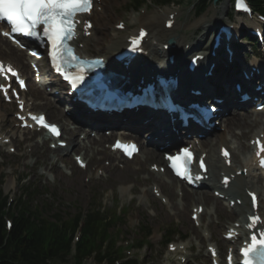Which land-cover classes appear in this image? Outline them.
<instances>
[{
    "label": "rangeland",
    "instance_id": "obj_1",
    "mask_svg": "<svg viewBox=\"0 0 264 264\" xmlns=\"http://www.w3.org/2000/svg\"><path fill=\"white\" fill-rule=\"evenodd\" d=\"M117 2L118 10H114L112 6L109 8V10H112L113 16V19L108 23V36L110 39L115 38L118 35L113 31L116 22L120 20H128L131 23L135 16L144 15L151 11L164 13L170 8L174 9L179 6L183 16L179 17V26L177 30L179 33H183L188 29L187 32L190 35L197 26L196 22L204 21L206 19L207 23H205L206 25L201 29L203 34L206 32L205 27L214 24V22L220 19H222V21H228V13L231 10V3L230 1L228 2V0H222L217 4H211L200 16L195 14V0H183L180 5L175 4L164 7L154 6L150 3L148 4V1L147 7L138 12L132 10L129 5L130 0H118ZM99 4L100 9H97V7L95 9L99 15L97 16V19L93 18L95 25L97 21L103 17V8L100 0ZM231 20H236V18L233 17ZM240 20V18L237 19L239 22ZM93 32L94 34L89 37L91 40L89 44H87L89 54L99 53L98 47L94 43L98 34H96L95 31ZM200 36L201 35H198L197 38ZM83 45L85 48V44ZM248 47L249 45H245V48L241 49L242 51L240 55L242 54L244 56L245 50H249ZM249 54H251V51ZM262 55L264 54L262 53ZM0 58L4 60L5 57ZM144 69V65L140 66L141 71H144ZM43 79L46 80L47 77L43 76ZM47 96L50 97L51 95L48 94ZM30 100L31 98H28V107L32 110L41 111V109L44 108L43 103L38 101L40 103L39 105H37V103L32 104ZM15 110V105L0 102V128L2 129V133L7 138H9L12 133L14 135L11 143L7 145L15 149L14 153L10 152L9 148H0L1 188L5 193L10 194V197H17V195L21 193V184L25 182L26 185H36L37 193L34 194V205L40 206L45 204L46 209L49 206H52L53 212L57 211L65 213L66 217L78 213L83 217H86L87 212L92 209L91 206L101 208L105 213H116L119 208L124 207L125 214L122 215V219L118 223V232L121 234L116 233V231L115 233L112 232V234L115 239H119L122 242H124V239L133 242L137 237V230L139 229L140 231V225L143 227H151L152 234L148 239L150 248H145L146 251L139 252L137 250H131L130 252H126V255H129L131 258L139 257L140 259H147L149 264H177L176 257L180 254H188L187 264H193L195 261L201 263L206 261L209 262V259L206 260L208 258V245H222L224 240L222 234L227 228H223L222 226L220 229L219 221L220 219H225L222 211L228 212L229 210L223 204H219L218 212L212 204H209L203 214L200 224L198 225L191 219L192 209H194L196 201H192L186 206L184 205L181 196L176 193V198L172 201V204L174 202V206H172L168 198L169 188H172L171 186L164 190V195H161L160 188L153 190L156 186L158 187L157 182L151 180L143 182L136 181L133 175L122 181H116L114 184H110L106 178L103 177L106 173L100 175L95 169H79L73 159V155L70 156L69 154V162L65 161V156L63 154H57L58 156L56 155L52 161L47 160V162L43 163L41 160H38L40 156L37 158V156L30 154L32 145L37 140L42 139V136L39 133L31 135V131H26V133L17 132L18 129L14 126L15 119L12 114ZM60 112L64 115L62 109ZM238 113L248 114L245 111ZM256 117V115L252 116L253 119ZM49 118L51 119L52 117L49 116ZM261 118L264 121V117ZM59 123L63 124L61 121ZM262 127H264V124L261 128ZM243 132L244 130L242 128L235 127L234 135H232L227 129H225L223 124L221 129L216 133L226 135L229 144L234 145L235 147L237 145L240 147L241 144L242 148L239 149L241 153H243V150H248V140L251 136H248L249 130H247L245 138H242ZM66 137L68 136L66 135ZM215 143L216 146L214 151L217 153L219 150V144L217 141H215ZM53 145H55V143L45 142L44 146L42 145L40 148H49L50 150ZM144 147L145 146H143V148ZM243 147L245 149H243ZM172 148H175V145H172L171 149L168 151H172ZM85 156L89 157L86 154ZM97 158H99V156ZM100 158L102 165H104L105 162L107 164L111 162L112 166L110 167H113L114 165L126 166V163H129L131 169H138L141 166H144L146 171H150L151 166L154 165V163L159 162L150 158L146 159L145 155L142 153L133 161L123 160L118 156L113 157L110 155H103L100 156ZM54 168L55 170H58L59 175ZM77 172L79 173L77 174ZM139 176L140 178H147L148 174L144 172L140 173ZM111 179H113V175L109 178V180ZM167 180L169 181L168 176H163L160 179V181ZM253 180L256 181L255 178H253ZM9 182L13 184L9 185ZM255 188L260 191L261 200L264 202V180L262 181V184H255ZM158 190V194H155ZM208 191L211 194V189ZM223 202L227 205V201ZM171 226L177 227L181 234V236L176 235L173 238V241L177 242L175 243V247L177 248L176 252H170L168 250L169 247L167 248L163 245V234L166 230L171 228ZM184 236L187 238L184 239V241H181ZM121 244L125 245V243ZM62 264H73V260L72 258H69ZM86 264L96 263L93 259H90Z\"/></svg>",
    "mask_w": 264,
    "mask_h": 264
},
{
    "label": "bare ground",
    "instance_id": "obj_2",
    "mask_svg": "<svg viewBox=\"0 0 264 264\" xmlns=\"http://www.w3.org/2000/svg\"><path fill=\"white\" fill-rule=\"evenodd\" d=\"M118 0H103V4H104V12L105 15L103 14V17L100 20H96L97 23L95 26H93L92 30H94L96 32V34H98V37H96V40L94 41V43L97 45L98 47V51H99V56L104 57L105 59H107V64L108 67L111 68V61L113 60L112 57L113 55L118 52L119 50H121L124 46H125V37L122 36H118L116 40H110L109 36H108V23L110 20L113 19L112 16V10H109V8H112L114 10H118L119 8L117 7V2ZM229 2V1H228ZM170 14L174 15L175 18V10H172V8H170L169 10H167V12L164 13H159V12H148L147 14H145L144 16H139L137 18L133 19V23H131V25H127V35H130L133 33L134 29L133 26L134 25H138L139 28H145L148 30L149 35H148V40L147 42L144 43V47L146 48V50L148 51V53H150V57L153 60H148V61H154L156 62V64L158 65V67L160 68V71H166L168 70V68L172 69L174 72H176V77L178 78V84L179 87L182 88L183 90L186 89V87H201L202 90H206L207 91H212L211 87V78L207 75L203 76V81L202 80H197L198 83H195L193 81V79H191L192 77H190V74L186 72L187 68L185 66V61L187 58L190 57L192 52H195L196 54H204L205 56L207 55V53H205V49H207L208 47H204V49H201V47H203L204 43L206 42V40L212 39V34L214 33V28L216 22H214V24L205 27L206 32L202 34L201 29L204 28V26L206 25L205 23H207L206 19L204 21H199L196 22L197 26L195 27V32H193L192 34H188L186 35V32H183L180 35H176L174 37V44L176 45L175 49H164L163 48V44L167 43V38L170 37L167 34L169 33L168 30H175L177 33V29L178 26H176V23L173 25V27L171 29L166 28L165 26V22L170 18ZM177 16H179V13L177 14ZM95 18L97 17V12H95L94 10L92 11V14L90 15V18ZM118 24V22H117ZM199 24V25H198ZM114 33L116 34V30H113ZM179 34V33H178ZM198 35H201L199 38ZM80 41H85V46L86 48L84 50L78 49V51H80L81 53H86V55L88 56H93L91 54H89V49L87 48V44H89L90 39H87L86 37H83V31L81 32L80 36H79ZM201 39V40H200ZM188 40V41H187ZM192 40H195L196 42L193 43L192 45L190 44ZM187 41V42H186ZM77 44V43H76ZM183 44V45H182ZM190 44V48L186 49V45ZM222 44L223 42L220 43L219 47L215 49V51L217 52H222ZM209 49H211V46L209 47ZM172 53V54H171ZM169 55V56H168ZM0 57H5V58H9L11 60H13V62L15 63V65L17 67L20 68V70L22 72H24L26 75H28L29 71H28V67L27 64L25 63V55L18 49H15L12 47V45H10V43H8L4 38L0 37ZM159 57H161L163 60H157ZM169 57H172V62L169 60ZM4 58V59H5ZM225 60H227L226 57H223ZM1 60V58H0ZM216 59H211L208 56L205 57V59H203L200 62V67L202 70V73L204 70H208L210 68V62L215 61ZM114 63V62H113ZM138 63V57L131 63L133 66L137 65ZM182 64V65H181ZM252 65L256 66L254 63H252ZM242 67L244 69H247V66L245 64L242 65ZM177 68H178V72H177ZM131 70V68H128L127 70H121L122 75L126 78L127 76L129 77V71ZM214 71V70H213ZM233 72H236V70L234 69ZM263 75H264V67L262 66V71L260 73V76H257L255 73L252 76V79H250L248 82L245 81L241 76H236V77H225L224 79H222V77H220V79H222V83H224V88L227 90V92H225V95H221V97L225 100L224 104L221 106L223 113L224 114H228V119L226 120L227 124H226V128L228 129L229 133H231L232 135H234V128L238 127V128H242L244 130L242 138H245L246 136V132L247 130H249L248 136L249 134L253 133V135H258L257 133L260 131L256 130L255 128L259 126V122L262 123V118L264 115V111L262 113H259L258 111H255L256 114H253L255 112H252V114H241L238 112H235L232 110V105L233 103H237V100L235 99L236 96V90L233 89V84L235 81H239V82H243V83H247L249 84V90L251 91V93L254 96H259V92H256L253 87L251 86L252 83H254L256 80H260L262 81L263 79ZM30 93H34L36 98H41L44 100L45 98V91H41L39 90L35 84L31 85V90ZM191 98L192 95H190ZM48 101L45 102L46 105L44 108H42L43 111H47L49 113V115L52 117V120L54 122L57 121H61L63 123V129H64V133L69 135L70 137V142H69V147H73V150H84V154L90 156L89 158V163L87 164L89 169H96V167H101V161L96 158V155H106L107 153L112 156H115L117 153L112 152L111 150H106L104 143L107 140L106 138H98V139H90L88 138L89 141V145H83L80 144L78 142H76L75 140V136L78 134V132L76 130H70L68 128V123L69 120L65 119L66 117L64 115H62L60 113V109L59 107H57L55 105V103L53 101H51L49 98H47ZM202 100L204 98H201ZM252 103L248 102L246 104H244V107H248L249 109H242L245 112H250L251 111V107ZM87 111V110H86ZM241 112V111H239ZM253 115H256L257 117L255 119L252 118ZM107 125H109V123H106ZM141 124V123H140ZM153 127V123L147 122V123H142V128L146 129V132H149V134L154 133V129ZM141 128V129H142ZM216 129V127L212 128L210 132H205L206 136L204 138V140L201 141V148L199 149V153L202 152H206L207 153V162L209 163L210 166V170L208 171L207 174H209L210 172V178H211V182L213 181L215 184V190L220 191V193H222L223 191L220 190V188L222 187L221 183H220V174H218V172H224L226 175L231 176L230 174L234 175L233 178H231V182H230V190H233L239 194H243V190L245 188L244 185H247V187H254L255 188V184H262V181L264 180V177L262 178L258 176V173L256 172H252L251 167L253 162H251V158L249 159V157L246 156H239L237 155V153L235 152V149L232 148V159L236 160L238 162V167L237 169L241 170L244 168H248L249 170V175L247 176L248 179H246L247 177L244 176H240L238 177V175H236V170L233 168H228L225 164H224V159L220 157L219 153H215V146L216 143L215 141H217L218 143L220 142V145L223 146H227L230 150H231V146L228 144V139L226 137V135L224 134H220V133H213L211 134V132H213ZM25 132V131H24ZM146 134L145 136L149 135ZM260 134V133H259ZM142 135V134H140ZM176 137V136H175ZM146 142V140H144ZM167 142L171 143L170 145H172V137L170 136H162L160 138V140L158 141V143H155L154 146L152 147H157L156 149L151 148H144L145 153H147V157L159 162H164L163 161V154H161L160 152V148L159 147H163L166 146ZM241 146V144H240ZM69 147L66 149H62V148H56L54 150H49V149H41L39 147V144H33L32 145V149L30 151V154L35 155V156H40L39 160H41L43 163L47 162V160L52 161L53 158L55 157V155L62 153V154H67L69 152ZM159 148V149H158ZM238 148V145H237ZM240 148V147H239ZM243 149H245L243 147ZM72 150V151H73ZM51 155V158H50ZM95 157V158H94ZM66 160L68 161L69 158L67 157ZM92 162V163H91ZM101 169L103 172H105L107 175L106 180L110 183V184H114L116 181H122L123 179L129 178L131 175L134 176L136 181H149L152 180L153 178H155V181L158 182L160 189L163 190L167 189V187L169 188L170 186L172 188H169V199L171 201H174V199L176 198V193H177V189H179V191L182 192L181 194V198L182 201L184 203V205H188L190 202L192 201H196V207L198 205H209L212 204L216 211L218 212V207H219V201L217 199H215L214 196H212L210 194L209 191L207 190H200V191H196L195 189H187L183 186L182 182L178 181L177 179L173 178V181H167V182H161L159 178L162 176L161 174H155L152 171H148V178L147 179H142L139 177V174L145 171V167L141 166L138 169H131L130 168V164L128 163V166L126 165V167H123L122 169H119L117 166L114 167H101L99 168ZM254 170V169H253ZM79 171V170H78ZM81 172V171H80ZM79 172H77L78 174ZM212 174V175H211ZM255 174V175H254ZM113 175V179L109 180V178H111ZM219 176V177H218ZM258 176V179H257ZM253 178L256 179L253 180ZM173 182H179L180 183V187H178L177 185H174ZM13 183L9 182V185H11ZM206 184V183H205ZM250 190V189H249ZM239 196L237 194H233V197L230 198V200H235L237 199ZM172 206H174V202L172 204ZM237 211L236 212H229L226 213L224 211H222L223 214H225V220H220L219 225L220 227L227 224L228 222H232V220L240 215H243V218L247 217V214L250 212V205L248 207L246 200L244 199V202L242 203V206L237 205ZM242 218V219H243ZM221 229V228H220ZM219 230V228H218Z\"/></svg>",
    "mask_w": 264,
    "mask_h": 264
},
{
    "label": "trees",
    "instance_id": "obj_3",
    "mask_svg": "<svg viewBox=\"0 0 264 264\" xmlns=\"http://www.w3.org/2000/svg\"><path fill=\"white\" fill-rule=\"evenodd\" d=\"M143 0H134L138 6ZM168 5L174 0H152ZM213 0H202L201 10H205ZM254 7L264 13V0H250ZM5 201L0 202V264H55L70 254V240L77 227L79 216L64 220L50 217L43 208H33L32 200L20 201L19 215L14 218L10 232L6 231L3 215ZM114 217L109 220L100 209L88 212L83 238L74 254L75 264L90 256L107 236ZM116 223V222H115ZM175 230L167 233L173 236ZM150 234L148 230L146 236Z\"/></svg>",
    "mask_w": 264,
    "mask_h": 264
},
{
    "label": "snow or ice",
    "instance_id": "obj_4",
    "mask_svg": "<svg viewBox=\"0 0 264 264\" xmlns=\"http://www.w3.org/2000/svg\"><path fill=\"white\" fill-rule=\"evenodd\" d=\"M93 0H0V19H6L10 22L11 32L21 33L30 37L40 38L41 34L47 37L51 42L52 51L50 53L53 63L57 70L63 66L66 59L71 57L73 50L66 44V40L71 39L75 35L76 16L78 13L90 12ZM239 7H244L243 0H237ZM90 27V23L87 25ZM123 27V25H119ZM8 35V33H5ZM143 35V32H141ZM35 54V53H33ZM3 64L0 62V71H3ZM11 71V68L8 69ZM80 79L79 75L73 79V85ZM23 84V81L20 82ZM6 91V90H5ZM43 121V117H33ZM56 134H59L54 125H47ZM119 145V142H118ZM135 149V145L127 146ZM260 151L264 152V145L260 146ZM131 155V152L128 153ZM225 156L228 155L225 151ZM259 154V153H258ZM193 154L188 150H183V155L169 157L173 161V168L177 170V174L188 177V169L183 164H177L176 161H190ZM261 162H264L262 160ZM200 166L204 167L203 160H200ZM253 199L255 196L253 194ZM253 223L260 221V217H250ZM251 226V225H250ZM264 237V231L260 233ZM261 247H257V246ZM245 256L255 254L261 258L264 264V238L257 239L256 235L252 236V244L245 248ZM245 264H253L251 259L246 260Z\"/></svg>",
    "mask_w": 264,
    "mask_h": 264
}]
</instances>
